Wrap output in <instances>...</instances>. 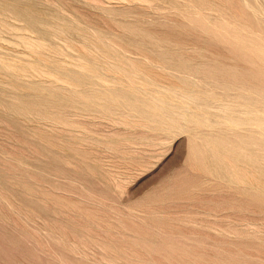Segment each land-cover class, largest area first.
Segmentation results:
<instances>
[{
	"label": "rangeland",
	"instance_id": "374dc122",
	"mask_svg": "<svg viewBox=\"0 0 264 264\" xmlns=\"http://www.w3.org/2000/svg\"><path fill=\"white\" fill-rule=\"evenodd\" d=\"M0 264H264V0H0Z\"/></svg>",
	"mask_w": 264,
	"mask_h": 264
},
{
	"label": "bare ground",
	"instance_id": "6f19581e",
	"mask_svg": "<svg viewBox=\"0 0 264 264\" xmlns=\"http://www.w3.org/2000/svg\"><path fill=\"white\" fill-rule=\"evenodd\" d=\"M259 1H261V0H259ZM263 2H261V4H262ZM3 12V11H2ZM262 16V15H261ZM263 21V20H262ZM261 22V21H260ZM259 25H263V22H262V24H259ZM255 51V50H254ZM239 172V171H238ZM241 173V172H240ZM236 176V175H235Z\"/></svg>",
	"mask_w": 264,
	"mask_h": 264
}]
</instances>
